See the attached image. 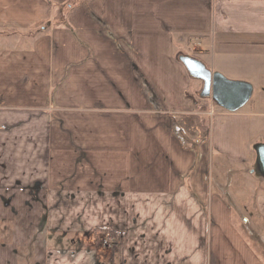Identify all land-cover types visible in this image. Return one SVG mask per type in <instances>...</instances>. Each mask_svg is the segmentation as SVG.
<instances>
[{
  "label": "crops",
  "instance_id": "obj_1",
  "mask_svg": "<svg viewBox=\"0 0 264 264\" xmlns=\"http://www.w3.org/2000/svg\"><path fill=\"white\" fill-rule=\"evenodd\" d=\"M0 124V264H264V0H0Z\"/></svg>",
  "mask_w": 264,
  "mask_h": 264
},
{
  "label": "water",
  "instance_id": "obj_2",
  "mask_svg": "<svg viewBox=\"0 0 264 264\" xmlns=\"http://www.w3.org/2000/svg\"><path fill=\"white\" fill-rule=\"evenodd\" d=\"M180 61L191 77L204 82L203 96H211L223 108L237 111L251 98L253 87L250 83L229 80L219 73L213 74L203 62L192 57L181 56Z\"/></svg>",
  "mask_w": 264,
  "mask_h": 264
},
{
  "label": "rangeland",
  "instance_id": "obj_3",
  "mask_svg": "<svg viewBox=\"0 0 264 264\" xmlns=\"http://www.w3.org/2000/svg\"><path fill=\"white\" fill-rule=\"evenodd\" d=\"M176 44V43H175ZM177 46V44H176ZM188 47H186L184 50H180L179 53L177 54V57L180 61V56H193V57H196L198 59H200V55H201V52L200 50H198L195 46H190V45H187ZM243 63H241L242 65ZM250 67H251V63H250ZM209 68V67H208ZM210 69V68H209ZM245 70H247L248 68H244ZM211 70V69H210ZM212 71V70H211ZM229 80H233L234 78H229L227 77ZM188 81H189V85H190V82H191V85H190V93L192 94V96L194 98H196V100H200V99H203L205 98V96H203V84H202V81L197 79V78H193L189 75L188 77ZM211 96H208L206 98H210ZM214 105H216V107H222L221 105H219L215 100H214ZM211 108V106L209 107V109ZM223 108V107H222ZM249 108V102L246 103L242 108L239 109V111H245L246 109ZM225 109V108H224ZM228 141H229V138H228ZM235 142V139L233 140ZM250 168H248L249 170ZM254 169V167H253ZM230 172V170H229ZM229 178L230 180H233L235 178V175L234 174H231L229 173ZM231 209H233L232 211V215L234 216V219L236 222H239L240 224L242 223V226H243V229H242V233L245 235L246 239H247V242L248 243H251V245H253L254 249L259 253V255L261 257L264 258V254H262L261 250H260V247L258 246V244L256 243V241H253V238H251V236H253V233L251 231V221L248 217V215H244L243 213L240 214L238 213L237 211V207H239V212H241L243 209L242 207H240L239 205L237 207H235V203H234V200H227ZM98 205H99V200H98ZM249 208V207H248ZM241 209V210H240ZM241 219V220H240ZM264 220V219H263ZM255 237V235H254ZM250 238V239H249ZM263 250V249H262Z\"/></svg>",
  "mask_w": 264,
  "mask_h": 264
},
{
  "label": "built area",
  "instance_id": "obj_4",
  "mask_svg": "<svg viewBox=\"0 0 264 264\" xmlns=\"http://www.w3.org/2000/svg\"><path fill=\"white\" fill-rule=\"evenodd\" d=\"M108 36H109L112 40H114V41L116 42V40L114 39L112 33L108 32ZM116 44H117V43H116ZM117 45H118V44H117ZM1 127H2V126H1V124H0V128H1ZM105 244H106V245H111V244H113V239H112V237H111L110 235H108V236L106 237V239H105ZM92 264H96V261L93 260V261H92Z\"/></svg>",
  "mask_w": 264,
  "mask_h": 264
},
{
  "label": "flooded vegetation",
  "instance_id": "obj_5",
  "mask_svg": "<svg viewBox=\"0 0 264 264\" xmlns=\"http://www.w3.org/2000/svg\"><path fill=\"white\" fill-rule=\"evenodd\" d=\"M189 57H192V58H194V59H198V58H196V57H193V56H189ZM199 60V59H198ZM202 81V80H201ZM202 84H203V86H204V82L202 81Z\"/></svg>",
  "mask_w": 264,
  "mask_h": 264
},
{
  "label": "trees",
  "instance_id": "obj_6",
  "mask_svg": "<svg viewBox=\"0 0 264 264\" xmlns=\"http://www.w3.org/2000/svg\"><path fill=\"white\" fill-rule=\"evenodd\" d=\"M107 231H108L110 234H112L113 236L115 235V234H114V232H112V231H109V230H107Z\"/></svg>",
  "mask_w": 264,
  "mask_h": 264
}]
</instances>
